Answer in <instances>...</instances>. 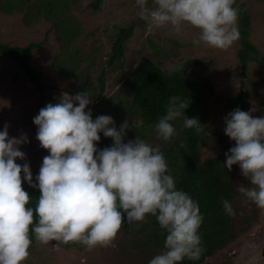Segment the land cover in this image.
<instances>
[{
	"label": "clouds",
	"instance_id": "obj_1",
	"mask_svg": "<svg viewBox=\"0 0 264 264\" xmlns=\"http://www.w3.org/2000/svg\"><path fill=\"white\" fill-rule=\"evenodd\" d=\"M136 4L139 18L156 27L171 25L175 33L186 24L198 28L194 44L203 41L227 50L240 35L237 0H151L152 6L149 0H136ZM183 69L184 65H172L169 75ZM93 95L90 89L66 91L59 102L48 103L33 118L40 146L48 150L35 179L20 147L29 142L27 134L12 137L7 124L0 130V264H25L33 236L42 244L77 242L89 250L114 246L125 222H147L150 217L156 218L166 237L164 249L148 264L199 260L204 216L198 201L177 188L158 145L139 135L125 142L127 120L117 127L111 115L93 119L88 107ZM189 104L187 98L170 97L154 125L159 139L177 135L172 122L180 117L185 128L204 130L198 118L185 114ZM253 111L237 107L224 117V131L235 144L225 153L223 166L231 170L239 165L252 186L240 185L238 192L264 209V116L253 117ZM101 133L113 139L110 146L98 147ZM17 158L25 162L17 163ZM23 181L40 190L34 204ZM222 203L226 214H236L229 200Z\"/></svg>",
	"mask_w": 264,
	"mask_h": 264
},
{
	"label": "rangeland",
	"instance_id": "obj_2",
	"mask_svg": "<svg viewBox=\"0 0 264 264\" xmlns=\"http://www.w3.org/2000/svg\"><path fill=\"white\" fill-rule=\"evenodd\" d=\"M41 1L0 0V42L19 46L41 43L33 48L30 63L41 73L42 81L47 85L43 107L50 102H59L66 91L75 94L92 89L93 102L88 107L92 109L93 116L111 115L117 127L125 120L129 125L132 122L127 129L126 142L139 135L161 149L167 141L156 136L155 128L148 126L142 129V121L125 114L122 108L128 99L124 79L144 58H150L160 62L164 71L172 65L195 60L187 72L188 76L211 82L216 91V95L207 97L204 110H201L208 137L222 134L225 143L234 146L235 141L224 131V117L237 108L234 102L241 91L246 93L248 101V108L244 111L255 108L252 116L261 114L264 101V0H237L239 33L246 27L241 18L248 12V39L258 49L256 58L246 66L238 56L240 35L227 50L209 47L203 41L194 44L193 40L199 39L198 28L186 24L181 33H175L171 25L156 27L139 18L136 0H102L101 8L96 12L85 10L94 0L43 1L44 9L55 7L59 18L40 13L36 6H41ZM149 6H152L151 0ZM51 25L53 28L50 30ZM128 26L133 27V32L125 43L124 56L109 64L117 33ZM102 72L105 90L100 95L99 77ZM38 95L37 85L24 74L16 61L0 53V130L7 124L10 136L27 134L29 142L20 147L26 153L33 175L39 173L43 158L48 155V150L41 147L37 139L38 126L33 119L40 111ZM182 125L183 118H177L179 133L183 132ZM103 137L102 133L101 140ZM201 145L203 158L224 151L218 141L209 140ZM24 162L17 158V163ZM144 224L125 222L114 246H97L91 250L77 242H35L30 246V256L25 264H148L164 246L155 243L152 226L136 234L135 231ZM263 248L264 209H260L255 226L203 264H264Z\"/></svg>",
	"mask_w": 264,
	"mask_h": 264
},
{
	"label": "trees",
	"instance_id": "obj_3",
	"mask_svg": "<svg viewBox=\"0 0 264 264\" xmlns=\"http://www.w3.org/2000/svg\"><path fill=\"white\" fill-rule=\"evenodd\" d=\"M43 1L51 2L53 0ZM43 1L40 2L41 6H36L39 12L47 16L59 18V12L56 13L58 10L55 7L44 9L45 4ZM102 3V0H94L85 10L96 12L101 8ZM27 6H29V3H27ZM241 20L246 27L240 31L241 48L238 51V56L240 62L246 66L251 59L256 58L255 55L258 53V49L248 39V28L250 25L248 12L243 14ZM52 22L55 21L53 20ZM52 28L53 26L51 25L50 30ZM132 32V26L122 27L118 31L116 40L112 46V53L109 56V64H113L116 60L123 58L125 43ZM3 42H0V53L16 61L24 74L37 85L39 108H43L46 103L45 90L47 85L42 81L41 73L30 63L33 48L39 46L41 43L32 42L28 46H19ZM194 62L195 60H189L186 63L178 64L184 65L183 71L169 75V70L164 71L160 62L144 58L124 79V85L128 94V99L125 103L123 102L122 108L124 113L135 116L138 120L142 121V129L148 126H153L152 128H154V125L158 122V118L166 112L170 97L178 95L190 100L185 114L189 118H198L204 125L205 117L203 113L201 114V110H204L207 97L216 95V91L211 82L199 81L188 76L187 72ZM99 81L101 95L105 90L104 72L101 73ZM90 91L94 93L92 89ZM245 94L244 91H241L237 101L234 102L235 106L242 110L248 108ZM216 101L220 102L219 99ZM260 113L259 117L264 116V101L262 102ZM95 118L93 116V119ZM172 123L177 130V135L168 140L166 146L161 148V151L164 153L171 172L176 179L177 188L186 191L193 199L198 201L201 213L204 216V221L200 227L204 251L199 260L184 259L180 264H203L218 251L223 250L235 241L247 229L255 226L259 221L261 208L247 201L238 192L240 185L252 186L242 174L239 165L234 164L231 170L223 166V162L227 159L225 153L232 146L225 143L221 136L222 134H218V137H208L205 130L197 133L194 129L185 128L184 125H182L183 132L179 133L176 127V120ZM131 125L132 122H130L129 126ZM209 140L218 141L223 145L224 151L218 155L203 158L201 144ZM97 145L99 148L110 146L111 137L104 136L102 140L97 142ZM37 174L33 175V179H35ZM22 186L33 197L32 203L34 204L35 199L40 195V190L30 186L27 181H23ZM224 199L232 203L236 213L234 216L225 213L222 203ZM35 222L37 220L34 218ZM144 223L140 230L135 231L136 234L152 226V237L155 239V243L159 246H164L166 232L161 229L156 218L150 217ZM33 241V243L39 242L35 241L34 236ZM141 244L143 246V243ZM262 253L264 255V248Z\"/></svg>",
	"mask_w": 264,
	"mask_h": 264
}]
</instances>
